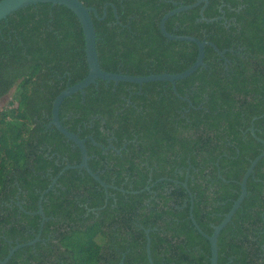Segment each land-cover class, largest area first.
I'll return each mask as SVG.
<instances>
[{
    "label": "trees",
    "instance_id": "trees-1",
    "mask_svg": "<svg viewBox=\"0 0 264 264\" xmlns=\"http://www.w3.org/2000/svg\"><path fill=\"white\" fill-rule=\"evenodd\" d=\"M78 1L98 18L104 10L100 20L90 14L101 70L178 74L194 62L195 45L166 40L158 22L195 0ZM201 7L174 14L164 29L224 54L206 45L204 67L174 83L178 96L167 82L96 80L63 99L58 119L85 139L88 168L124 192H104L83 170H65L40 202L46 220L39 241L5 264H148L144 230L153 264H208V243L188 210L210 235L263 150L247 129L264 141V0H207L202 17H222L211 23L197 21ZM86 72L81 28L65 7L30 5L0 20V99L14 90L11 106L0 110V260L35 237L40 217L30 213L40 192L79 162L77 148L46 124L55 96ZM245 188L217 235L216 264H264V157Z\"/></svg>",
    "mask_w": 264,
    "mask_h": 264
},
{
    "label": "water",
    "instance_id": "water-1",
    "mask_svg": "<svg viewBox=\"0 0 264 264\" xmlns=\"http://www.w3.org/2000/svg\"><path fill=\"white\" fill-rule=\"evenodd\" d=\"M36 4H50V5H59L63 6L66 9H68L70 12L73 13V15L77 18L78 23L81 28L82 36H83V42H84V56H85V64H86V75L83 79L78 81L77 83L71 85V86H66L63 90H61L53 99L51 103V108H50V118L49 122L46 124V127H53L60 135H62L67 141L71 142L74 147L77 148L78 153H79V162L76 165H68L66 164L57 174L55 177L50 179L49 185L46 187L45 190L40 192L37 202H36V211L33 213H30L31 215H38L40 217V222L38 225V231L35 237L25 243V244H17L10 248L6 254V256L0 260V264H5L11 255L14 253L19 248H22L24 246H31L35 242L39 241V235L41 231V227L43 223L45 222L46 218L43 214V211L40 206V202L44 196L55 184L56 180L60 177V175L65 171V170H83L93 181H95L101 189L106 192L107 189H116L120 192H124L122 189H117L112 186L106 185L103 183L92 171L88 168L87 166V155L84 147V141L85 139H79L78 136L74 133H71L67 131L60 123L58 119V108L63 101L64 98L70 96L71 94L75 92H79L80 95L83 94V89L86 88L87 86L91 84H95L96 80H101L105 82V84L112 82L113 84H116L118 82H123V83H130V84H135L137 86H140L144 83H150V82H167L171 85V90L173 91L175 96H178L175 92L174 89V83L176 81L182 80L189 75H191L197 68L199 67H204L203 64V53H204V47L207 45L213 49V51L219 56L222 57L224 54V50L219 51L213 44L210 42H207L205 40H199L195 37L192 36H181V35H172L168 32L165 31L164 29V23L165 21L173 16L174 14L184 12L190 9H193L197 7L198 5L202 4V7L199 10V18L197 21L202 20L205 22L211 23L212 21L219 20L222 17H215L213 19H205L202 17V10L204 7L207 5V0H195L194 3L190 5H179L175 7L174 9L166 12L159 20L158 22V30L159 33L163 36L168 41H179V42H189L193 43L196 47V57L194 62L183 72H180L178 74H166V73H161V74H149L147 76H131V75H126V74H119V73H110L106 72L100 69L98 61H97V56H96V49H95V33L94 29L92 26V21L90 18V14H92L95 18L97 19H102L105 15L104 10L102 12V16L100 18L97 17L96 10L92 7H85L80 3L78 0H0V20H3L8 16L9 14L30 6V5H36ZM172 4L175 6L176 3L172 2ZM112 8L113 14L115 13L114 7L110 5ZM104 9V7H103ZM180 98V97H179ZM182 100H187L185 98H180ZM188 106H190V103L188 102ZM249 132L250 136L260 143L263 147L262 152L256 156L253 160L249 162V165L247 169L245 170L240 182L238 183L239 186V193L237 198L232 202L231 207L229 208L228 212L223 216L221 222L216 225L212 226L211 225V234L206 235L201 230L198 228L196 225L192 214H191V207H189L188 210V219L191 222L192 226L194 229L207 241L208 247H209V257H208V264H216V259H217V247H216V238L219 232L230 222V219L234 212L237 210L239 207L240 203L242 202L243 198L245 197L246 194V180L248 176L252 173V170L254 166L256 165L257 161L261 158L264 157V141L258 139L253 132L252 127H249L247 129ZM87 139L94 145L95 147H99L102 150L104 149L101 147L99 144L94 143L91 137H87ZM106 149H113L111 145H108ZM182 188H184L188 194V202L191 205L192 204V196L186 189V183L183 181L181 183ZM144 190H148V188H144ZM142 191V190H141ZM141 191L138 192H127L129 194H137L140 193ZM18 206L19 210L26 213L23 211V209L20 207L19 203H16ZM148 233L149 230H144V235H145V256L148 264H153L151 259H150V253H149V238H148Z\"/></svg>",
    "mask_w": 264,
    "mask_h": 264
},
{
    "label": "rangeland",
    "instance_id": "rangeland-1",
    "mask_svg": "<svg viewBox=\"0 0 264 264\" xmlns=\"http://www.w3.org/2000/svg\"><path fill=\"white\" fill-rule=\"evenodd\" d=\"M13 91H14L13 89L10 90L6 96L0 99V110L7 106H11V99H13Z\"/></svg>",
    "mask_w": 264,
    "mask_h": 264
}]
</instances>
